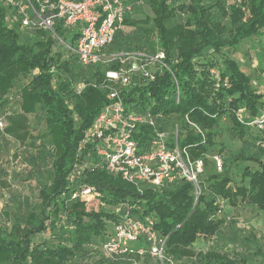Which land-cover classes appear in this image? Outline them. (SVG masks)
<instances>
[{"label":"trees","instance_id":"obj_1","mask_svg":"<svg viewBox=\"0 0 264 264\" xmlns=\"http://www.w3.org/2000/svg\"><path fill=\"white\" fill-rule=\"evenodd\" d=\"M145 6L149 14L131 18L141 9L136 8L102 51L106 55L165 52L179 85V102L174 100L168 72L152 83L123 88L120 97L135 111L162 113L155 123L159 130L170 132L178 126L179 147L204 163L202 195L193 205L192 186L186 182L156 193L144 187L140 195L119 177L97 168V160L90 158L94 155L88 157L90 148H80V142L110 103L103 83L106 72L117 68V59L92 67H83L72 53L63 60L51 32L21 28L15 11L0 1V118L14 90L19 98V113L5 117L0 138L32 150L25 151L26 166L28 178L35 180L37 202L25 198L13 214L6 212L11 225L9 232L0 229V264H128L106 260L98 253L109 235L113 208L124 202L139 204L143 213L156 219L155 229L168 236L167 258L180 264L184 259L195 264H247L256 257L264 259L260 252L232 258L214 249H192L199 239L212 238L229 223L223 227L224 218L214 217L215 198L231 208L245 202L264 211V163L257 168L241 163L237 167L240 183L234 189L226 161L222 173L209 172V164L214 169L210 158L221 137L246 144L247 151L256 147L264 155V128L253 136L236 118L242 108L251 118L264 113V94L253 87L252 78L234 57L245 40L262 36L264 0H147ZM126 27L131 30L124 31ZM56 34L64 38L60 28ZM68 36L71 45L76 34ZM208 52L213 54L209 61L205 59ZM77 84L84 85L79 93ZM29 117L42 126L41 134H31ZM185 118L202 131L203 138ZM144 131L134 137L142 148L147 147L150 134L148 128ZM219 144L221 153L223 143ZM245 158L241 152L232 161L259 162L254 155ZM82 186L92 187L100 198L68 201L70 193ZM46 233L52 234L50 241L34 240Z\"/></svg>","mask_w":264,"mask_h":264},{"label":"built area","instance_id":"obj_2","mask_svg":"<svg viewBox=\"0 0 264 264\" xmlns=\"http://www.w3.org/2000/svg\"><path fill=\"white\" fill-rule=\"evenodd\" d=\"M15 11L20 18L21 28L32 27L48 30L52 37L72 53L83 67L108 64L117 59L116 69L107 71L104 87L109 90L110 103L104 106L84 133L80 148H90L91 159L96 167L117 176L133 186L140 195L143 188L153 193L160 192L167 185L186 182L192 186L193 205L202 195L200 177L204 163L191 159L188 150L178 145L180 130L175 125L170 132L159 130L155 125L162 119V113L149 109L135 111L124 104L120 97L123 88L154 82L168 72L171 76L172 93L179 102L180 89L166 62L163 50L154 53L131 51L106 55L102 50L110 44L126 16L136 8H142L147 0H0ZM57 28L64 32V38L56 34ZM76 34L69 45V34ZM84 85L77 84L79 93ZM239 123L258 134L264 128V113L251 118L244 108L236 112ZM185 121L196 133L204 134L196 125ZM6 125H4L5 127ZM144 127L150 130L146 148L134 137L143 134ZM2 130V122L0 121ZM264 153V144L262 145ZM214 170L222 172V160L211 156ZM96 163V162H95ZM100 194L92 187L75 188L68 201L98 200ZM214 217H223V227L230 220L225 216V201L215 198ZM114 220L109 224L107 240L98 249L99 255L109 261L128 264H180L167 258L168 236L155 229L156 219L141 211L139 204L124 202L113 208ZM136 215V216H135ZM215 236H213V239Z\"/></svg>","mask_w":264,"mask_h":264},{"label":"rangeland","instance_id":"obj_3","mask_svg":"<svg viewBox=\"0 0 264 264\" xmlns=\"http://www.w3.org/2000/svg\"><path fill=\"white\" fill-rule=\"evenodd\" d=\"M181 1L185 2L187 0ZM148 14L149 10L144 5L136 16L131 15V18L143 19ZM130 30L131 28L126 27L124 31ZM262 33V36L245 40L243 42V48H241L240 52L235 54L234 57L243 71L252 78L253 87L264 94V31ZM56 47L57 51L62 52L63 60L69 57L70 52L58 42L56 43ZM212 58L213 54L208 52L205 59L209 61L212 60ZM7 98L9 104L6 109L3 110V116L0 118L2 129L4 125H6V116L19 113V98L15 90ZM28 123L30 132L33 136H37L43 132V128L40 124H33L32 117L28 118ZM223 123L228 125L226 119ZM251 134L253 136L256 135L253 131ZM6 141L7 142L0 138V229L9 232L11 218H6V212L9 213V215L13 214L19 203L25 198H28L32 204L37 202L35 180L28 178L29 166L28 168L26 166L25 151L32 152V150L26 145L20 146L19 143L12 139L7 138ZM218 141H220L219 143H223L222 152H218V150H220V144L217 142L218 146L214 149L212 154L218 155L221 158L222 165L224 161L227 162L229 175L232 180L230 186L232 189L240 183L241 174L240 171L237 170V167H239L241 163L243 165L245 162V165L253 168H257L259 164L264 163V155L262 153L259 154L256 147L247 151L246 144L242 142L230 143L226 137H221ZM241 152L244 153L246 158L250 155H254L259 162L250 160L242 162L232 161L233 156H237ZM209 172L215 173L210 164ZM224 207L225 216L230 218L227 227L225 226L221 229L220 232L215 235L214 239L213 237L207 240L199 239V245H195L192 249L196 252H205L208 249H214L221 253H226L232 258L235 256L245 258L247 255L257 252H260L264 256V211H259L245 202L238 203L235 208H231L225 203ZM51 235V233L41 234L35 237L34 240L47 242ZM232 237L236 239V242L232 241ZM48 244H50V242H48ZM183 264L195 263L193 259H184ZM247 264H264V259L256 257Z\"/></svg>","mask_w":264,"mask_h":264}]
</instances>
